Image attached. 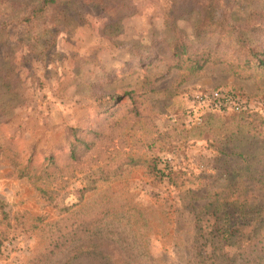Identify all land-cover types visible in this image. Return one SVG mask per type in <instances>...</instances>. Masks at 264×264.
<instances>
[{
  "label": "rangeland",
  "instance_id": "rangeland-1",
  "mask_svg": "<svg viewBox=\"0 0 264 264\" xmlns=\"http://www.w3.org/2000/svg\"><path fill=\"white\" fill-rule=\"evenodd\" d=\"M42 2L0 0V264H237L212 253L225 211L207 196L264 181V74L228 63L232 0H59L25 22ZM179 36L220 62L175 67ZM212 89L249 110L196 120L191 96ZM73 129L91 145L71 157ZM49 156L48 178L21 176Z\"/></svg>",
  "mask_w": 264,
  "mask_h": 264
},
{
  "label": "trees",
  "instance_id": "trees-1",
  "mask_svg": "<svg viewBox=\"0 0 264 264\" xmlns=\"http://www.w3.org/2000/svg\"><path fill=\"white\" fill-rule=\"evenodd\" d=\"M58 2L59 0H43L41 6L32 8L34 13H32L31 17L25 18L26 20L24 21L29 22L32 19H37L35 17L41 16L49 8L56 4L58 6ZM236 2L237 0H232V10L229 8L230 21L224 14L219 20L220 25L224 23L222 28L225 29V32H230L232 35L236 34L238 37L235 43L238 45L237 55H232V62L228 63L230 67L262 71L264 74V10H238L237 13L243 17V19H239L233 13L237 10ZM254 33L258 34L259 38L257 40H253V37L248 40L245 37L250 34L254 35ZM219 52L220 50L208 47L195 49L190 42L186 39L184 40L181 36L176 38L172 47V56L176 62L175 67L185 69L189 73L200 72L210 63H219L222 56L221 54L219 55ZM72 135L74 141L69 145L71 157L74 156L75 149L79 146L83 145L88 148L91 145L90 142H85L81 137L77 136L76 129H73ZM46 160L49 161V164L43 168H41L42 164L30 167L29 162L25 163L19 170L21 176H28L34 180L48 178L51 175L50 169L55 160L53 156H49ZM148 169H151L155 175H160V171L157 172L156 163L153 166H149ZM258 183L261 184V187L257 186L255 190L249 189L245 181L231 183L225 188L212 191L207 196V205L224 207L223 211H225L224 216L219 218V220L222 219L221 228H218V233L210 240L209 245L213 254L215 250L221 252L234 247L235 253L231 262H238L237 264H262L264 260V204H260V202L264 199V181ZM229 208L234 211L226 212ZM99 248L100 245L95 242L89 251H99ZM44 263L40 260L35 264Z\"/></svg>",
  "mask_w": 264,
  "mask_h": 264
},
{
  "label": "built area",
  "instance_id": "built-area-1",
  "mask_svg": "<svg viewBox=\"0 0 264 264\" xmlns=\"http://www.w3.org/2000/svg\"><path fill=\"white\" fill-rule=\"evenodd\" d=\"M191 106L188 113L196 120L213 111H234L244 112L249 110V102L242 94L222 90L212 89L194 93L190 98Z\"/></svg>",
  "mask_w": 264,
  "mask_h": 264
}]
</instances>
